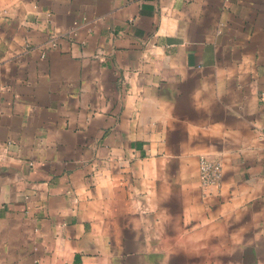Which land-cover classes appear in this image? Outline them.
Segmentation results:
<instances>
[{"label":"crops","instance_id":"crops-1","mask_svg":"<svg viewBox=\"0 0 264 264\" xmlns=\"http://www.w3.org/2000/svg\"><path fill=\"white\" fill-rule=\"evenodd\" d=\"M0 264H264V0H0Z\"/></svg>","mask_w":264,"mask_h":264},{"label":"built area","instance_id":"built-area-1","mask_svg":"<svg viewBox=\"0 0 264 264\" xmlns=\"http://www.w3.org/2000/svg\"><path fill=\"white\" fill-rule=\"evenodd\" d=\"M199 181L204 189L219 187L223 180V165L220 161L201 156L198 163Z\"/></svg>","mask_w":264,"mask_h":264}]
</instances>
